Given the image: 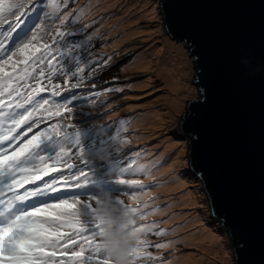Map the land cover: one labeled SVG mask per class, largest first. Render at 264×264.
<instances>
[{"label":"rangeland","instance_id":"rangeland-1","mask_svg":"<svg viewBox=\"0 0 264 264\" xmlns=\"http://www.w3.org/2000/svg\"><path fill=\"white\" fill-rule=\"evenodd\" d=\"M158 2L0 0V150L31 161L29 196L61 197L1 264H234L173 131L198 91Z\"/></svg>","mask_w":264,"mask_h":264},{"label":"water","instance_id":"water-1","mask_svg":"<svg viewBox=\"0 0 264 264\" xmlns=\"http://www.w3.org/2000/svg\"><path fill=\"white\" fill-rule=\"evenodd\" d=\"M193 62L198 95L173 131L234 264H264V0H159Z\"/></svg>","mask_w":264,"mask_h":264},{"label":"bare ground","instance_id":"bare-ground-1","mask_svg":"<svg viewBox=\"0 0 264 264\" xmlns=\"http://www.w3.org/2000/svg\"><path fill=\"white\" fill-rule=\"evenodd\" d=\"M17 39V34L13 36L12 41ZM1 79V76H0ZM12 128H7L0 123V132L10 133ZM27 134V133H26ZM81 135V132H79ZM57 142L69 143V138H65L63 141L61 137L56 138ZM77 141H74L76 144ZM73 144V143H72ZM13 145H10L11 148ZM17 146V145H16ZM75 146V145H74ZM30 147V146H29ZM32 149V148H30ZM14 151H17V147L14 149L0 150V261L2 262L11 248L15 247V244L19 243L24 234L20 232V227L29 222L26 208L29 204L22 203L18 199L27 198L31 193L28 191L35 183L30 175V160H21L19 163L16 159L9 161L8 157ZM35 152L31 153L33 155ZM4 155V159L1 156ZM57 176L61 175L59 171L55 173ZM34 191V190H33ZM50 199V197L48 198ZM37 204V203H36ZM10 210V211H9ZM46 210V209H45ZM59 259L55 258L54 260Z\"/></svg>","mask_w":264,"mask_h":264},{"label":"trees","instance_id":"trees-1","mask_svg":"<svg viewBox=\"0 0 264 264\" xmlns=\"http://www.w3.org/2000/svg\"><path fill=\"white\" fill-rule=\"evenodd\" d=\"M174 136H175V135H174ZM211 218H212V217L208 218V219H207V220H208L207 222H208L209 224H211V223H212V224H216L214 221H212Z\"/></svg>","mask_w":264,"mask_h":264}]
</instances>
